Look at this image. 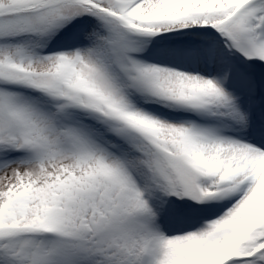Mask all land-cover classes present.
<instances>
[{
    "label": "snow or ice",
    "instance_id": "snow-or-ice-1",
    "mask_svg": "<svg viewBox=\"0 0 264 264\" xmlns=\"http://www.w3.org/2000/svg\"><path fill=\"white\" fill-rule=\"evenodd\" d=\"M0 264H264V0H0Z\"/></svg>",
    "mask_w": 264,
    "mask_h": 264
}]
</instances>
